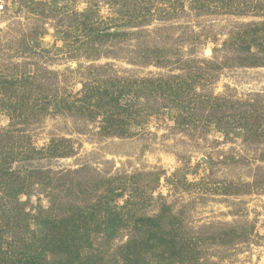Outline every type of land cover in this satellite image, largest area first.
<instances>
[{"label":"rangeland","instance_id":"obj_1","mask_svg":"<svg viewBox=\"0 0 264 264\" xmlns=\"http://www.w3.org/2000/svg\"><path fill=\"white\" fill-rule=\"evenodd\" d=\"M1 6L0 264H264V0Z\"/></svg>","mask_w":264,"mask_h":264},{"label":"trees","instance_id":"obj_2","mask_svg":"<svg viewBox=\"0 0 264 264\" xmlns=\"http://www.w3.org/2000/svg\"><path fill=\"white\" fill-rule=\"evenodd\" d=\"M150 11H148L147 13H149ZM132 16L133 17H139L138 15H136L135 16V14H132ZM10 81V80H9ZM23 81V83H24V81H27V80H22ZM11 83H12V86L16 89V90H21V89H25V87L23 86V84L21 85V84H19V83H17V82H12V81H10ZM25 94L26 93H23L22 95H21V101H19V103L20 104H18L17 105V108L19 109V110H21V108L23 107V106H25ZM95 98H99V96H97V95H94L93 97H91L90 95H87L85 98H84V100L85 101H83V102H85V103H87V106H89V104L90 105H92V103H94V99ZM138 114V113H137ZM8 158V163H10L11 161H14V158L12 157V156H8L7 157ZM108 224H109V226L110 227H112V228H114V227H117L118 225H116V224H113V220H111V222H107ZM85 224H87V223H85ZM115 225V226H114Z\"/></svg>","mask_w":264,"mask_h":264},{"label":"built area","instance_id":"obj_3","mask_svg":"<svg viewBox=\"0 0 264 264\" xmlns=\"http://www.w3.org/2000/svg\"><path fill=\"white\" fill-rule=\"evenodd\" d=\"M0 8L3 9V6H1Z\"/></svg>","mask_w":264,"mask_h":264}]
</instances>
